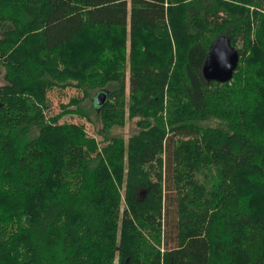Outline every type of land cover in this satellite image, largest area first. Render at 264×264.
Instances as JSON below:
<instances>
[{"label": "trees", "instance_id": "1", "mask_svg": "<svg viewBox=\"0 0 264 264\" xmlns=\"http://www.w3.org/2000/svg\"><path fill=\"white\" fill-rule=\"evenodd\" d=\"M0 69V264H264V0H0ZM67 87L101 142L47 113Z\"/></svg>", "mask_w": 264, "mask_h": 264}, {"label": "rangeland", "instance_id": "2", "mask_svg": "<svg viewBox=\"0 0 264 264\" xmlns=\"http://www.w3.org/2000/svg\"><path fill=\"white\" fill-rule=\"evenodd\" d=\"M126 48L125 51H128V38L127 43L125 44ZM3 70L0 69V85L4 83L3 77ZM202 79V77H201ZM128 80H129V72H126V94H128ZM203 82H205L202 79ZM207 83V82H205ZM99 91L97 89L90 90L87 88L80 89L74 87H67L65 89H51L47 94V101H48V111L47 113L50 115H56L62 111V105H66L70 99H83L81 102H76L77 108L79 107L80 111L86 116L78 117L76 115H69L65 114L60 120L61 121H69L73 123L83 124L84 128L89 136H93L97 141H102V136L98 134L99 130H101V123L95 117V111L92 107L91 99H94ZM107 98V95H106ZM76 107L70 106L68 110L75 109ZM76 108V109H77ZM67 110V109H66ZM143 117L137 116L132 119L125 118L124 123L120 127H113L108 131L107 136L111 137V139H122L124 143L131 138L137 135L142 126L140 122L143 120ZM213 125V124H212ZM110 140V139H109ZM108 141H105V143ZM111 142V141H110Z\"/></svg>", "mask_w": 264, "mask_h": 264}, {"label": "water", "instance_id": "3", "mask_svg": "<svg viewBox=\"0 0 264 264\" xmlns=\"http://www.w3.org/2000/svg\"><path fill=\"white\" fill-rule=\"evenodd\" d=\"M239 54L230 44L226 34L216 36L208 45L207 54L203 60L200 75L209 83H226L232 79V75L238 65ZM106 100V92L100 91L94 98L96 106H102Z\"/></svg>", "mask_w": 264, "mask_h": 264}]
</instances>
